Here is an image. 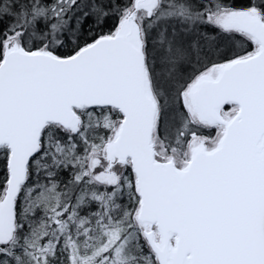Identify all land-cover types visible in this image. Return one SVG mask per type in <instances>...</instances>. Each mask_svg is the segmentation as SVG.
I'll use <instances>...</instances> for the list:
<instances>
[{
    "label": "snow or ice",
    "instance_id": "1",
    "mask_svg": "<svg viewBox=\"0 0 264 264\" xmlns=\"http://www.w3.org/2000/svg\"><path fill=\"white\" fill-rule=\"evenodd\" d=\"M0 264H264V0H0Z\"/></svg>",
    "mask_w": 264,
    "mask_h": 264
}]
</instances>
